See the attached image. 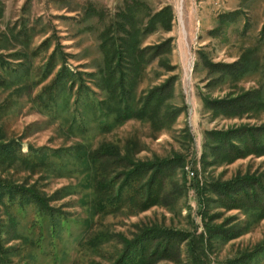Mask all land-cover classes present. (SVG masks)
<instances>
[{
  "label": "rangeland",
  "instance_id": "rangeland-1",
  "mask_svg": "<svg viewBox=\"0 0 264 264\" xmlns=\"http://www.w3.org/2000/svg\"><path fill=\"white\" fill-rule=\"evenodd\" d=\"M1 1L5 10L0 19V61L6 63L8 71L0 68V79H8L11 88L5 90L0 86V129L10 139L20 141L25 153L29 147L62 151L59 156L49 157L51 168L41 167L31 172L18 164L8 172L9 176L19 183L36 185L48 196L64 187H69L71 194L51 203L65 215L66 221L57 223L41 217L34 205L21 207L18 200L13 203L7 199L5 206H0L3 217L0 264H114L123 249L122 238H131L140 225L164 222L185 231H193L195 225L203 227L195 194L184 188L172 206L96 216L92 172L86 160L74 155L80 145L92 149L108 141L123 147L132 139L142 149L137 154L141 161L179 152L187 159L183 170L178 167L172 174L173 183L180 187L187 181H229L247 174L264 182V156L250 155L233 163H214L217 158L211 151L208 158L202 159L204 151H209L206 145L212 143L207 132L264 127V0H142L153 11L171 5L175 14L170 32L158 30L143 43L150 46L170 39L169 58L175 70L169 73L160 70L161 75H157L156 63L151 65L134 94L135 104L142 92L176 77L170 103L182 107L183 112L173 130L162 132L157 138L147 123L136 120L102 133L90 109L85 110L87 115L82 120L83 107H74L77 86L69 89L67 84V88L57 90V102L52 101L53 97L57 98L55 91H44L64 61L71 71L83 74L85 81H92L89 74L98 73L104 66V55L99 48L101 33L126 0ZM92 9L104 13L105 19L90 14ZM234 11H239L240 17L221 26L225 14ZM248 49H254L250 60L260 63L259 70L237 81L217 80L219 74L211 73L205 66V57L217 63H234ZM54 53V66L50 68L48 64ZM50 69L52 74L48 75ZM22 86L27 87L15 90ZM250 91L261 93L263 105L242 116L217 114L204 100L237 97ZM41 94H45L44 102H36ZM79 120L88 126L84 132L78 128ZM187 127L195 138L194 147L183 136ZM210 208L211 213H221L214 224L224 223L242 234L230 240L217 238L209 252V264L233 259L264 242V218L257 212L225 211L216 205ZM99 233H109L112 239L92 247V238ZM181 249L179 263L161 264H189L186 244ZM253 264H264V257Z\"/></svg>",
  "mask_w": 264,
  "mask_h": 264
},
{
  "label": "trees",
  "instance_id": "trees-1",
  "mask_svg": "<svg viewBox=\"0 0 264 264\" xmlns=\"http://www.w3.org/2000/svg\"><path fill=\"white\" fill-rule=\"evenodd\" d=\"M4 10V3L0 0V19ZM90 14L105 19V14L95 9H92ZM237 17H240L239 11L225 14L220 24L222 26L231 23ZM174 19V8L171 5L153 11L145 1L126 0L114 18L109 19L101 33L99 48L104 55V66L98 73L89 74L92 81H85L81 76L83 74L71 71L64 61L55 79L44 91H55L57 98L53 97L52 101L57 102V90L67 88V84L70 85L69 89L77 86L74 107H83V112L80 113L82 120L87 115L85 110L90 109L99 122L102 133H109L130 120L147 123L155 138L162 132L173 130L183 112L182 107L170 103L174 96L175 76L142 92L135 104L133 101L135 91L146 78L151 65L156 63L157 75H161L160 70L168 73L175 70L169 58V46L172 42L170 39L160 44L143 46L145 39L158 30L170 32ZM253 50L248 49L241 59L234 63H217L205 57V66L211 73L219 74L217 80L232 78L237 81L250 72L259 70L260 63L250 60ZM54 56L55 53L49 61L50 68L54 66ZM5 66L6 63L0 61V68L6 72L8 70ZM51 74L50 69L48 75ZM0 86L5 90L11 88L8 79H0ZM26 87H16L15 90ZM45 94L39 95L36 102H44ZM260 95V92L250 91L242 92L237 97L216 100L205 97L204 100L215 113L234 117L261 108L263 103ZM77 125L82 132L88 127L80 120ZM183 132V136L188 138L194 147L195 138L189 128H185ZM207 135L212 143L206 145L209 151H204L202 159L208 158L211 153L217 158L214 163H233L250 155L264 156V127L209 131ZM138 144L131 139L127 140L123 147L104 141L92 149L82 145L75 148L74 155L86 160L92 172L95 215L103 218L130 210L145 212L155 206H172L184 188L193 190L201 222L204 224L203 227L195 225L193 231H185L156 221L140 225L137 227V233L131 238H122L123 249L114 264L179 263L183 244H186L189 264H209V252L214 248L217 238L230 240L242 234L237 233L235 228L226 227L224 223L214 224L221 213H211L210 205H216V208L225 211H254L261 219L264 218V182L260 177L247 174L238 175L229 181L194 180L187 181L184 187H180L173 183L172 174L178 167L183 170L187 163L186 156L174 152L170 156L155 155L151 160L141 161L137 159V154L142 151ZM22 147L20 141L10 139L4 129H0V206H5L7 199L13 203L18 200L21 207L34 205L41 217L56 223L66 221L64 213L51 203L69 196V187L58 189L48 196L42 194L36 185L29 182L19 183L8 173L18 164L31 172L41 167L51 168L49 157L59 156L62 151L29 147L25 153ZM6 173L8 175L4 176ZM1 216L0 210V238L3 228ZM111 239L109 233H99L92 238L90 244L97 247ZM261 257H264V242L253 251L242 253L220 264H253Z\"/></svg>",
  "mask_w": 264,
  "mask_h": 264
},
{
  "label": "built area",
  "instance_id": "built-area-1",
  "mask_svg": "<svg viewBox=\"0 0 264 264\" xmlns=\"http://www.w3.org/2000/svg\"><path fill=\"white\" fill-rule=\"evenodd\" d=\"M211 1H216V0H211Z\"/></svg>",
  "mask_w": 264,
  "mask_h": 264
}]
</instances>
